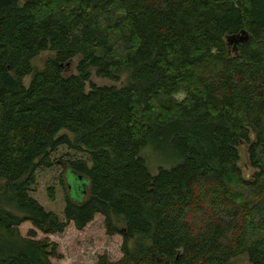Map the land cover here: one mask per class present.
Wrapping results in <instances>:
<instances>
[{
  "label": "trees",
  "instance_id": "16d2710c",
  "mask_svg": "<svg viewBox=\"0 0 264 264\" xmlns=\"http://www.w3.org/2000/svg\"><path fill=\"white\" fill-rule=\"evenodd\" d=\"M92 70L127 84L88 92ZM149 145L174 167L153 176ZM62 147L89 158L66 163L90 187L65 220L31 196ZM0 181V264H53L59 247L37 232L98 215L123 237V258L98 264H264V0H0Z\"/></svg>",
  "mask_w": 264,
  "mask_h": 264
},
{
  "label": "rangeland",
  "instance_id": "374dc122",
  "mask_svg": "<svg viewBox=\"0 0 264 264\" xmlns=\"http://www.w3.org/2000/svg\"><path fill=\"white\" fill-rule=\"evenodd\" d=\"M233 50L234 46H230ZM54 57L51 52L44 53L34 61V67L37 70H42L48 59ZM79 58L72 60L65 69V76L75 75ZM33 76H28L24 80V84L29 86ZM127 84V76H124L120 82L103 79L97 76L96 71L92 70V78L86 85V90L89 92L92 86H116L122 88ZM175 99L182 102L185 99L184 94H177ZM67 134L72 140H75V135L63 131L60 136ZM163 144H161L162 146ZM160 146V144H159ZM247 146H241L242 159L240 166L244 177L250 180L255 173L249 163ZM141 156L147 163L150 173L155 176L161 168L171 169L177 163L173 159V153L169 148L165 147L164 152H160L156 147L149 145L143 149ZM55 160L52 169H40L37 171V184L31 193V196L36 199L47 212L55 213L61 220H65V208L67 204V196L75 203H83L87 199V192L90 184L88 181H83L66 169L68 161L89 160L88 155L79 153L68 147H62L56 154L52 156ZM175 158V157H174ZM5 183L0 181V190L2 192ZM55 191V200L51 201L49 190ZM30 223H25L20 227L21 234L26 237L30 230H33ZM37 239H49L52 243H56L59 247L61 259H53V264H98L99 259L107 256L110 261L118 262L123 258L122 246L123 237L120 235L109 236L105 227V218L98 215L93 223L88 225L84 230L79 231L74 223H70L63 234L44 235L37 232ZM231 264H250L247 256H241L232 260Z\"/></svg>",
  "mask_w": 264,
  "mask_h": 264
},
{
  "label": "water",
  "instance_id": "95a60500",
  "mask_svg": "<svg viewBox=\"0 0 264 264\" xmlns=\"http://www.w3.org/2000/svg\"><path fill=\"white\" fill-rule=\"evenodd\" d=\"M228 42L230 46H234V50L236 52H238V45L239 44H243L245 42H247L249 40V35L246 31H243L241 34L236 35V36H232V37H228ZM79 179L81 180V182H83V178L79 177Z\"/></svg>",
  "mask_w": 264,
  "mask_h": 264
}]
</instances>
